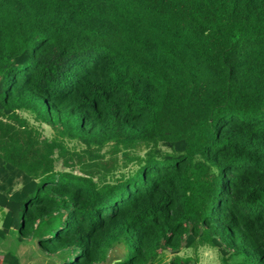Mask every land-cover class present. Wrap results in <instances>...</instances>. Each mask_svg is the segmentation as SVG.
I'll return each mask as SVG.
<instances>
[{
	"label": "trees",
	"instance_id": "16d2710c",
	"mask_svg": "<svg viewBox=\"0 0 264 264\" xmlns=\"http://www.w3.org/2000/svg\"><path fill=\"white\" fill-rule=\"evenodd\" d=\"M0 219L61 264H264V0H0Z\"/></svg>",
	"mask_w": 264,
	"mask_h": 264
},
{
	"label": "rangeland",
	"instance_id": "374dc122",
	"mask_svg": "<svg viewBox=\"0 0 264 264\" xmlns=\"http://www.w3.org/2000/svg\"><path fill=\"white\" fill-rule=\"evenodd\" d=\"M19 114L22 117L26 118L29 121V123L35 125L43 136L51 137L53 135L52 129L49 126H47L44 123H38V122L34 121V119L32 118V116L30 114H28L26 112H19ZM57 168H60V167L57 166ZM52 227H54V226L52 225ZM6 237H16L15 239L7 238V240L4 241L6 243L7 248H8L7 250L9 252H12V253L17 250V246L19 244H22V243L24 244L25 243L24 241H28L27 242V244H28L29 240H32V244H33L34 249H35V255L39 256V258L32 260V261H30L26 258H23V264H61V262H64L66 260L67 253L69 252V251H64V252L62 251V252L55 253V254L42 252L41 249L38 248L39 247L37 244L38 237L32 236L29 239L21 241L19 239L17 231H15V232L12 231V233L8 234ZM123 253H124L123 247L118 245L113 250L110 251L109 259L121 257L123 255ZM178 254L180 256H184V257L196 258L198 260L197 264H222L217 250L215 248L208 246V245L198 246L197 248H185V249H182ZM33 255H34V253H32V256ZM171 257H172V254H170L169 252H165V258H164V261L162 264H167ZM101 264H104V263H101Z\"/></svg>",
	"mask_w": 264,
	"mask_h": 264
},
{
	"label": "crops",
	"instance_id": "0c3cea01",
	"mask_svg": "<svg viewBox=\"0 0 264 264\" xmlns=\"http://www.w3.org/2000/svg\"><path fill=\"white\" fill-rule=\"evenodd\" d=\"M0 226H1V219H0ZM12 231H17L16 229H11L8 234L12 233ZM7 234V235H8ZM6 235V236H7ZM4 237V238H0V253H5L7 252L8 248L6 246V243L4 241L7 240V238H12L15 239L16 237ZM25 243L23 244H19L17 246V250L15 252H13V254H15L20 262V264H23V258H26L30 261L38 259L39 256L35 255V249L34 246L32 244V240H29V243L27 244L28 241H24ZM33 251V252H32ZM32 253H34V255L32 256ZM41 260V259H40Z\"/></svg>",
	"mask_w": 264,
	"mask_h": 264
},
{
	"label": "water",
	"instance_id": "95a60500",
	"mask_svg": "<svg viewBox=\"0 0 264 264\" xmlns=\"http://www.w3.org/2000/svg\"><path fill=\"white\" fill-rule=\"evenodd\" d=\"M114 262H115V260L114 261H112L111 263H109V264H114Z\"/></svg>",
	"mask_w": 264,
	"mask_h": 264
}]
</instances>
